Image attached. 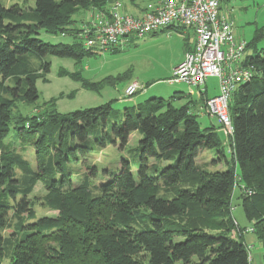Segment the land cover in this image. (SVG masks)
Wrapping results in <instances>:
<instances>
[{"label":"trees","instance_id":"obj_1","mask_svg":"<svg viewBox=\"0 0 264 264\" xmlns=\"http://www.w3.org/2000/svg\"><path fill=\"white\" fill-rule=\"evenodd\" d=\"M115 1L36 0L28 12L0 2V264L6 253L7 218L13 210L18 215L29 210V196L39 181L58 216L26 225L24 236L14 243L10 264H251L241 237L247 228L235 224L231 201L235 184L243 185L245 216L264 247V49L254 44V53L245 59L252 47L247 43L242 67L252 70L253 77L240 84L229 101L234 136L229 139L231 162L225 155L232 166L226 171L208 172L196 163L205 150L224 154L225 149L218 135L222 126L202 128L193 112L197 106L205 108L208 93L199 102L193 99L191 108L176 107L174 96L150 97L123 110H115L112 101L62 115L53 100L43 109L49 112L14 115L19 103L40 102L36 83L47 80L49 57L81 62L105 53L85 47L74 16L82 10H106ZM169 30L191 31L170 27L160 33ZM45 36L68 37L71 42H46ZM263 36L264 28L255 41ZM184 38L186 48L195 42V36ZM108 51L119 53L121 48ZM60 75L69 73L63 70ZM84 86L93 87L87 82ZM12 130L22 144L34 147L36 170L19 154L6 151ZM133 132L142 136L136 176L129 160H122L118 171L100 172L88 165L99 149H124ZM151 159L168 164L150 166ZM74 164L84 170L79 182ZM176 187L183 189L175 195ZM18 196L17 205L8 201ZM185 214L202 219L204 226L175 221Z\"/></svg>","mask_w":264,"mask_h":264},{"label":"rangeland","instance_id":"obj_2","mask_svg":"<svg viewBox=\"0 0 264 264\" xmlns=\"http://www.w3.org/2000/svg\"><path fill=\"white\" fill-rule=\"evenodd\" d=\"M119 1L123 4L124 14L141 16L147 12L134 15L131 13L132 4L129 0ZM151 1L138 0L137 4L145 6ZM0 2L7 8L19 6L25 12H28L34 8L36 0H0ZM125 8H127L128 12ZM221 13L234 22L236 38L251 44L252 47L246 52L245 59L254 53V44L258 50L264 49V36L255 41L257 35H260V31L264 28V0H225L222 3ZM90 14V12L84 10L77 13L74 16V27L82 30L85 23L90 19ZM187 32L184 30V34H180L174 30H169L158 35L131 38L130 42L119 53L106 51L100 55L84 58L81 62L49 57L52 63L51 72L46 76V81L39 79L36 83L40 96L39 105L28 106L25 103H19V108L14 111V115L32 117L33 113H37V110L39 112L46 111H43V109L50 105L47 102H52L53 100H56L57 110L62 115H68L76 110L102 106L112 101L115 110H123L150 97L170 98L174 96V105L176 107L190 106L191 108L193 99L197 102L202 99L199 89L186 83L175 84L172 80L174 68L182 61L186 50L187 41L184 37ZM45 40L52 43L71 42L68 37L62 36L54 38L45 36ZM63 70H66L69 75H60ZM85 82L91 84L93 86L91 87L92 89H87L84 86ZM134 83H137L141 90L135 95L128 97L126 89ZM207 84L209 86L208 95L218 93L219 80L217 78H210ZM40 106L42 107L37 109ZM193 110V112L198 114L197 119L202 128L209 126L220 128L218 119L207 116L205 108L197 106ZM14 132L12 130L11 135L5 140L8 146L6 151L8 154H19L36 170L34 147L30 144H22L14 135ZM218 135L222 141L225 140L222 144L225 148L223 149L224 154H218L213 149L205 150L196 159L198 166L208 172L226 171L232 166V163L227 164L225 160V155L229 162H231L232 158L230 154L232 149L230 138L226 137L222 129L218 131ZM141 138V134L133 132L130 135L128 145L124 149L121 150L119 146L113 147L111 145L105 149H99L87 160V163L88 165L96 166L100 172L103 170L118 171L122 160H129L132 162L133 173L136 176L138 174V148ZM154 164L164 167L168 163H159L151 159L150 166ZM71 166L74 171V178L79 182L84 170L79 164ZM15 174V178L20 180L22 177L20 171L16 169ZM149 174H152V170L149 171ZM99 180H102L101 176ZM95 184L98 186L99 181L95 182ZM5 188H7V185L2 187V189ZM95 188V195L100 196L98 188ZM162 189H164L163 186ZM180 189H183V187H176V192L174 191L172 194L176 195ZM243 190L244 187L242 189L236 187L234 190L231 201V207L233 208L232 217L241 228H248L250 225L240 199ZM47 195L48 191L44 183L39 181L29 196V210L20 215L17 214V210H13L10 213L6 227L3 230V235L6 238L4 264L11 263L12 248L16 240L24 236L23 228L26 225L36 222L42 217L58 216V211L49 207L46 199ZM20 200L21 196H18L16 201L8 197V201L11 204L17 205ZM30 212H32L33 216L29 215ZM141 212L147 211L141 210ZM193 218V215L185 214L180 218H176L175 221L180 224H186L190 220L191 223H199V226H204L202 219L198 221ZM247 236L246 243L249 248L250 258L253 259L251 264H264V261H262L264 254L263 243L255 236H252V234ZM249 240L252 242H249Z\"/></svg>","mask_w":264,"mask_h":264},{"label":"built area","instance_id":"obj_3","mask_svg":"<svg viewBox=\"0 0 264 264\" xmlns=\"http://www.w3.org/2000/svg\"><path fill=\"white\" fill-rule=\"evenodd\" d=\"M225 0H159L154 9L141 16L124 14L123 4L115 1L106 10L90 11V19L82 28L85 47L88 50L108 51L123 48L131 38H142L163 32L170 27H185L195 36L193 50L188 52L182 63L174 68L172 80L175 84L186 83L208 93L210 78L219 80V91L207 98L205 111L218 119L227 138L234 136V126L229 114L232 94L253 77L252 70L242 67L247 43L235 36L234 22L222 15ZM141 87L131 84L126 95L131 97ZM207 90V91H206ZM243 188L239 184L235 187ZM238 227V223H235ZM247 228L243 233H253Z\"/></svg>","mask_w":264,"mask_h":264},{"label":"crops","instance_id":"obj_4","mask_svg":"<svg viewBox=\"0 0 264 264\" xmlns=\"http://www.w3.org/2000/svg\"><path fill=\"white\" fill-rule=\"evenodd\" d=\"M138 2V1H137ZM157 2H158V0H152L151 2H149L148 4H146L145 6H140L139 4H132V8H131V13H133L134 15H139V14H141V13H143V12H145V11H148V10H150V9H154L155 7H156V5H157ZM125 10L128 12V10H127V8H125ZM193 32L192 31H188L187 33H186V35L185 36H188L191 40L194 38V34H192ZM193 42H194V39H193ZM193 42L191 43V46H187V48H186V50H185V52H184V54H183V58H182V61L184 60V57H185V55L188 53V52H190L192 49H193ZM182 61H180V63H182ZM179 63V64H180ZM207 86H208V84H207ZM209 87V86H208ZM207 91V90H206ZM215 95H217V94H214V95H207L208 97H211V96H215ZM204 111V110H203ZM206 114V113H205ZM207 115V114H206ZM208 116V115H207ZM250 226L248 227V228H253L252 226L253 225H251V224H249ZM245 228H247V227H244V229ZM248 234H252V236H255V234H254V232L253 233H243L242 235H241V237H242V239H243V241L246 243V236L248 235ZM232 237L233 238H235V239H237V235L236 234H232ZM248 237V236H247ZM256 237V236H255ZM257 238V237H256ZM258 239V238H257ZM249 242H252L251 240H249ZM246 245H247V243H246ZM263 256H264V254H263ZM262 261H264L263 259H262ZM250 262H253V259H251L250 258Z\"/></svg>","mask_w":264,"mask_h":264},{"label":"clouds","instance_id":"obj_5","mask_svg":"<svg viewBox=\"0 0 264 264\" xmlns=\"http://www.w3.org/2000/svg\"><path fill=\"white\" fill-rule=\"evenodd\" d=\"M239 225V224H238Z\"/></svg>","mask_w":264,"mask_h":264}]
</instances>
